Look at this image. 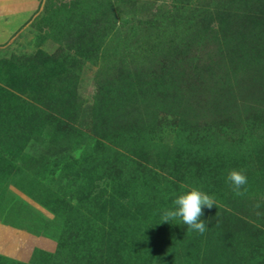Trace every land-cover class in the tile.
I'll return each mask as SVG.
<instances>
[{"label":"rangeland","instance_id":"1","mask_svg":"<svg viewBox=\"0 0 264 264\" xmlns=\"http://www.w3.org/2000/svg\"><path fill=\"white\" fill-rule=\"evenodd\" d=\"M0 264H264V0H0Z\"/></svg>","mask_w":264,"mask_h":264},{"label":"clouds","instance_id":"2","mask_svg":"<svg viewBox=\"0 0 264 264\" xmlns=\"http://www.w3.org/2000/svg\"><path fill=\"white\" fill-rule=\"evenodd\" d=\"M226 179L236 196H242L247 192L245 186L248 184V177L243 170H230ZM172 203V208L163 210L161 222L170 223V221L179 218L188 232L199 234L206 232L207 222L202 220L201 217L204 215V208L212 209L213 206H216V200L213 196L197 187H192L188 191L177 195ZM260 207L259 203L254 205L255 209Z\"/></svg>","mask_w":264,"mask_h":264},{"label":"trees","instance_id":"3","mask_svg":"<svg viewBox=\"0 0 264 264\" xmlns=\"http://www.w3.org/2000/svg\"><path fill=\"white\" fill-rule=\"evenodd\" d=\"M92 33H93L92 35H94V33H95L94 28L92 30ZM93 38H94V36H93ZM94 40L95 39H92V42H94V44L93 43L92 44H88V48H86V49H83V48L76 49V51H77V53L79 54L80 57L86 58V59L92 60V61L93 60L95 61L98 58L97 52L99 51V47H98V45L96 46ZM169 47H170V44H168L167 48H169Z\"/></svg>","mask_w":264,"mask_h":264},{"label":"crops","instance_id":"4","mask_svg":"<svg viewBox=\"0 0 264 264\" xmlns=\"http://www.w3.org/2000/svg\"><path fill=\"white\" fill-rule=\"evenodd\" d=\"M4 234H5V233H4ZM7 234H8V232H6V234H5V235L7 236ZM11 250H13V249H11ZM11 250H10V251H11ZM7 251H9V249H7Z\"/></svg>","mask_w":264,"mask_h":264}]
</instances>
